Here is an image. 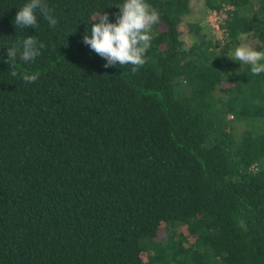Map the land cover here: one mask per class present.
Returning a JSON list of instances; mask_svg holds the SVG:
<instances>
[{"label":"trees","instance_id":"16d2710c","mask_svg":"<svg viewBox=\"0 0 264 264\" xmlns=\"http://www.w3.org/2000/svg\"><path fill=\"white\" fill-rule=\"evenodd\" d=\"M27 2L0 0V264H264V73L230 59L241 35L264 51V0H203L222 38L189 23L188 45V0H147L135 72L83 43L123 0H45L55 28L24 29Z\"/></svg>","mask_w":264,"mask_h":264},{"label":"clouds","instance_id":"9594fccd","mask_svg":"<svg viewBox=\"0 0 264 264\" xmlns=\"http://www.w3.org/2000/svg\"><path fill=\"white\" fill-rule=\"evenodd\" d=\"M117 7L119 15L114 23L109 22L107 13H99L96 16L95 22L91 23V36L85 35L83 43L105 59L104 67L116 64L131 65V70L135 72L146 63V53L152 46L153 29L160 24L161 16L147 0H123ZM37 13L48 21L50 27L55 28L58 21L52 15L45 0H28L17 11L14 18L15 25L24 29L37 28L39 26ZM44 48L45 45L35 36L28 35L8 48L6 62L15 69L18 56L23 62L33 61ZM230 59L250 65L253 75L264 73V51H258L248 43L237 46ZM11 76H19L26 83H34L39 79L38 72L21 74L13 70Z\"/></svg>","mask_w":264,"mask_h":264},{"label":"rangeland","instance_id":"374dc122","mask_svg":"<svg viewBox=\"0 0 264 264\" xmlns=\"http://www.w3.org/2000/svg\"><path fill=\"white\" fill-rule=\"evenodd\" d=\"M225 9H221L218 12L206 9L203 0H188V12L181 18L179 25L180 38L184 41L185 45L190 44L192 40V34L187 30V24L196 23L202 28L203 32L208 31L213 38L220 40L222 38V32L219 28L224 18ZM254 40L250 37L241 35L239 38L238 46L241 43H248L253 46ZM233 56L234 51H231Z\"/></svg>","mask_w":264,"mask_h":264}]
</instances>
